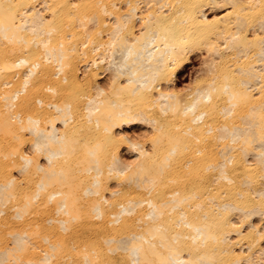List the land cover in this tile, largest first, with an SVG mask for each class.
Segmentation results:
<instances>
[{"label": "bare ground", "instance_id": "1", "mask_svg": "<svg viewBox=\"0 0 264 264\" xmlns=\"http://www.w3.org/2000/svg\"><path fill=\"white\" fill-rule=\"evenodd\" d=\"M80 2L0 0V264H264V0Z\"/></svg>", "mask_w": 264, "mask_h": 264}, {"label": "rangeland", "instance_id": "2", "mask_svg": "<svg viewBox=\"0 0 264 264\" xmlns=\"http://www.w3.org/2000/svg\"><path fill=\"white\" fill-rule=\"evenodd\" d=\"M87 2L88 0H81L80 4L85 5ZM218 14H222V12ZM98 29L99 28H97L96 30ZM67 33L68 35H71L68 30H67ZM202 59L203 57L198 55L196 58H193L192 63L185 68V70L182 72L181 76H179L177 80V84L179 85L180 88L186 89V88L196 87L204 83L206 78L200 72V69L202 67ZM136 132H137L138 139L140 140V142L144 143L145 145L150 144L151 136H147V137H143L141 135L139 136L140 131L138 129L135 130V133ZM137 135H134V136L137 137ZM125 158L127 160H131L129 155H125Z\"/></svg>", "mask_w": 264, "mask_h": 264}]
</instances>
